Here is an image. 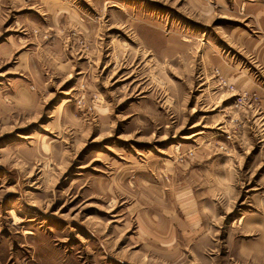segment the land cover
Returning <instances> with one entry per match:
<instances>
[{"label":"rangeland","instance_id":"rangeland-1","mask_svg":"<svg viewBox=\"0 0 264 264\" xmlns=\"http://www.w3.org/2000/svg\"><path fill=\"white\" fill-rule=\"evenodd\" d=\"M0 264H264V0H0Z\"/></svg>","mask_w":264,"mask_h":264},{"label":"crops","instance_id":"crops-1","mask_svg":"<svg viewBox=\"0 0 264 264\" xmlns=\"http://www.w3.org/2000/svg\"><path fill=\"white\" fill-rule=\"evenodd\" d=\"M249 1H253V0H249Z\"/></svg>","mask_w":264,"mask_h":264}]
</instances>
